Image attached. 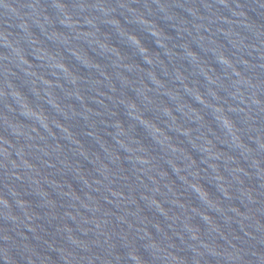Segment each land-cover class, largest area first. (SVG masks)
I'll return each instance as SVG.
<instances>
[{
	"label": "water",
	"instance_id": "95a60500",
	"mask_svg": "<svg viewBox=\"0 0 264 264\" xmlns=\"http://www.w3.org/2000/svg\"><path fill=\"white\" fill-rule=\"evenodd\" d=\"M0 264H264V0H0Z\"/></svg>",
	"mask_w": 264,
	"mask_h": 264
}]
</instances>
